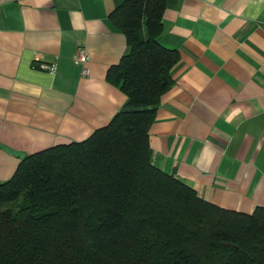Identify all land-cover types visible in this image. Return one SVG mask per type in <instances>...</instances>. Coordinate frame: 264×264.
Masks as SVG:
<instances>
[{
    "label": "crops",
    "instance_id": "obj_1",
    "mask_svg": "<svg viewBox=\"0 0 264 264\" xmlns=\"http://www.w3.org/2000/svg\"><path fill=\"white\" fill-rule=\"evenodd\" d=\"M122 1L0 0V182L123 107L105 78L127 51L108 20ZM162 23L179 61L149 127L153 162L221 208H264V0H166Z\"/></svg>",
    "mask_w": 264,
    "mask_h": 264
},
{
    "label": "trees",
    "instance_id": "obj_2",
    "mask_svg": "<svg viewBox=\"0 0 264 264\" xmlns=\"http://www.w3.org/2000/svg\"><path fill=\"white\" fill-rule=\"evenodd\" d=\"M166 0H123L127 51L106 81L123 107L86 139L26 155L0 182V264H264V208L228 210L153 162L149 127L174 84Z\"/></svg>",
    "mask_w": 264,
    "mask_h": 264
},
{
    "label": "built area",
    "instance_id": "obj_3",
    "mask_svg": "<svg viewBox=\"0 0 264 264\" xmlns=\"http://www.w3.org/2000/svg\"><path fill=\"white\" fill-rule=\"evenodd\" d=\"M86 60L87 59H86L85 49L83 47H78L74 54V61L78 65L82 66V71L84 74L88 73V69L84 66L86 63Z\"/></svg>",
    "mask_w": 264,
    "mask_h": 264
}]
</instances>
